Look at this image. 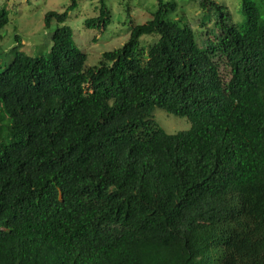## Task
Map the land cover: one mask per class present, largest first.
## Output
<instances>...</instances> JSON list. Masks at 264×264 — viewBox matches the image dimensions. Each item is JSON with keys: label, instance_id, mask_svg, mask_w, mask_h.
Wrapping results in <instances>:
<instances>
[{"label": "trees", "instance_id": "16d2710c", "mask_svg": "<svg viewBox=\"0 0 264 264\" xmlns=\"http://www.w3.org/2000/svg\"><path fill=\"white\" fill-rule=\"evenodd\" d=\"M80 1L46 13V54L17 36L0 62V264H264V0H240L244 21L188 0L218 29L204 47L157 0L97 66L67 24ZM97 1L88 28L112 20ZM156 108L191 128L166 132Z\"/></svg>", "mask_w": 264, "mask_h": 264}, {"label": "rangeland", "instance_id": "374dc122", "mask_svg": "<svg viewBox=\"0 0 264 264\" xmlns=\"http://www.w3.org/2000/svg\"><path fill=\"white\" fill-rule=\"evenodd\" d=\"M8 1L10 5L9 24L0 31V62L2 65L9 63L12 59L10 49L18 43V37L22 40V50L29 55L38 56L46 54L52 46V32L56 27L54 23L50 28L45 24L48 11L63 12L71 4V0H0ZM171 1V0H166ZM178 10L194 28L199 36L201 46L204 47L208 38L207 30L211 35L218 33L213 22H201L203 10L195 3L188 0H175ZM224 3L229 11L238 21H244L241 13L242 4L240 0H219ZM107 6L112 10L111 23L106 28H88L85 25L87 18L96 16L100 3L96 0L90 2L83 0L79 7L70 12L67 24L74 31V39L79 47L88 56L89 66L99 65L103 53L123 46L129 39L133 25L142 24L152 17L158 7L157 0H105ZM154 40V36L142 37L145 45L147 39ZM207 39V40H206ZM221 59V58H220ZM222 71L228 73V67L222 66ZM153 118L168 133H178L191 128V122L186 117L176 116L165 109L156 108ZM8 122L2 115L0 108V126Z\"/></svg>", "mask_w": 264, "mask_h": 264}]
</instances>
